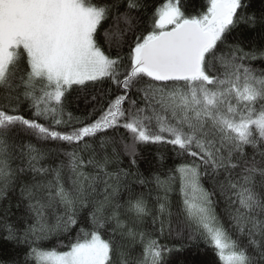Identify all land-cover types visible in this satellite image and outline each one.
Wrapping results in <instances>:
<instances>
[{
	"label": "snow or ice",
	"instance_id": "1",
	"mask_svg": "<svg viewBox=\"0 0 264 264\" xmlns=\"http://www.w3.org/2000/svg\"><path fill=\"white\" fill-rule=\"evenodd\" d=\"M0 264H264V0H0Z\"/></svg>",
	"mask_w": 264,
	"mask_h": 264
},
{
	"label": "trees",
	"instance_id": "2",
	"mask_svg": "<svg viewBox=\"0 0 264 264\" xmlns=\"http://www.w3.org/2000/svg\"><path fill=\"white\" fill-rule=\"evenodd\" d=\"M153 151V153L155 152V149H153L152 150ZM212 258V254H211V252L209 253V259H211Z\"/></svg>",
	"mask_w": 264,
	"mask_h": 264
}]
</instances>
